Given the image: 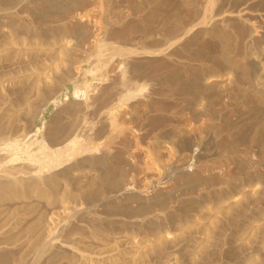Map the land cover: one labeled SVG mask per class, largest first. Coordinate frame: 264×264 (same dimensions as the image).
I'll return each mask as SVG.
<instances>
[{
	"label": "rangeland",
	"instance_id": "rangeland-1",
	"mask_svg": "<svg viewBox=\"0 0 264 264\" xmlns=\"http://www.w3.org/2000/svg\"><path fill=\"white\" fill-rule=\"evenodd\" d=\"M104 22L156 54L98 56ZM0 96V181H41L0 200V264H264V0H0Z\"/></svg>",
	"mask_w": 264,
	"mask_h": 264
},
{
	"label": "bare ground",
	"instance_id": "bare-ground-1",
	"mask_svg": "<svg viewBox=\"0 0 264 264\" xmlns=\"http://www.w3.org/2000/svg\"><path fill=\"white\" fill-rule=\"evenodd\" d=\"M83 4V3H82ZM83 12V11H82ZM81 14H78V16H80ZM202 22H203V20H202ZM205 22V21H204ZM89 23V22H88ZM119 25V24H118ZM109 26H107L106 27V23L104 22V25H103V31L105 30L106 31V33H105V31H104V33H105V35L104 36H102L101 38H99V39H96L95 40V45L96 46H94V47H96V49H97V53H98V56H101L100 55V51H102V50H109L108 52H110V51H112V50H118V53H122V54H124V53H127L126 54V56L127 57H120L119 58V60L117 61L118 63L119 62H122V61H125L128 57H130L131 55L132 56H137V57H140V56H142L141 58H143L144 56H150V55H154V54H156V51H152V50H147V49H145L143 46H139V42H138V44H135V47H131V45H129V44H131L129 41H128V39L127 38H129V36H130V34H132V33H134L136 30H134V26H132V25H121L120 27H118V28H116L115 26V28H108ZM42 32V31H41ZM15 33V32H14ZM86 33H87V31H86ZM55 34L57 35V39L56 40H58V41H60V42H56V43H59V44H62V42H64V43H67V44H70L71 43V39L69 38V35H62L59 31H55ZM89 34V33H88ZM38 35V34H37ZM60 36V37H59ZM139 36V35H138ZM6 37V36H5ZM138 38V37H137ZM35 39V38H34ZM49 39V38H48ZM181 39L182 38H178V39H176L175 41H173V42H171L170 44H169V46L170 45H173V44H175V43H177V42H179V41H181ZM6 40H9V39H7L6 38ZM31 41V40H30ZM139 41V40H138ZM7 42V41H6ZM33 42V41H32ZM46 42V41H45ZM42 43V42H41ZM53 43H55V42H53ZM137 43V42H136ZM54 45V44H53ZM65 46V45H64ZM51 47V46H50ZM61 47V46H60ZM63 51H67V45H66V47L63 49ZM63 53H65V52H63ZM103 54V53H102ZM104 55H105V52H104ZM130 55V56H129ZM104 60V58L103 59H101V57H98L97 59H96V61H95V63H96V65H100V63L102 62ZM125 63V62H124ZM77 69H78V67L77 66H75L73 69L71 68L69 71H63L58 77H54L55 79H54V82H55V84H56V87H55V90L57 91V90H59V89H61L63 86H64V84H66L67 82H69V81H72V80H74L75 79V76H76V71H77ZM79 70V69H78ZM124 74V71H121V76ZM172 75V74H171ZM171 75H169L170 76V79H173L172 77H171ZM124 77H122L121 79H122V81L124 80L123 79ZM124 87V86H123ZM122 87V88H123ZM27 89V88H26ZM26 89H25V91H23V93L24 94H26L27 92H26ZM122 90V89H121ZM42 93V90L40 91V94ZM122 93V92H121ZM51 95H53V94H51ZM3 96H5V95H3ZM3 96H0V98H2ZM21 96H23V95H21ZM46 96V95H45ZM17 98H22V97H19V94H18V96H16ZM25 96H23V98H24ZM16 98V99H17ZM79 99V98H78ZM122 99L123 100H126L127 99V92H125L124 94H123V96H122ZM23 100V99H22ZM17 101V100H16ZM20 102V104H21V99L19 100ZM25 101V100H24ZM122 102H124V101H122ZM18 103V102H17ZM24 103H26V102H24ZM78 103V105L80 104V103H82V102H77ZM125 104V103H124ZM120 106V105H119ZM122 106V105H121ZM118 108V107H117ZM116 108V109H117ZM77 110V109H76ZM126 111L125 110H120L118 113H117V115L115 116L114 115V117H112V118H110V120H109V124H108V129L110 130V132H111V135L114 137V135H116V134H122L123 132H124V129H125V126H126V124L127 123H125L124 122V120L122 119V117L124 116V113H125ZM57 112L56 113H53V115H52V117H51V119L49 120V121H46L45 122V125H49V124H52L53 122H55L56 121V118H57ZM109 118H107V119H109ZM2 119V118H1ZM58 121V120H57ZM0 123H2V122H0ZM11 123V122H10ZM56 123V122H55ZM54 123V124H55ZM15 124V123H14ZM57 124V123H56ZM104 124H105V122H104ZM106 124H107V121H106ZM123 126V127H121V126ZM8 126V125H7ZM52 126V125H51ZM50 126V127H51ZM2 127V126H1ZM45 127H47V126H45ZM37 128V127H36ZM48 128H49V126H48ZM48 128H46L47 130H48ZM52 128V127H51ZM106 129H107V126H106ZM30 131V130H29ZM39 131H40V129H39ZM49 132V131H48ZM41 133V132H40ZM44 133V132H43ZM43 133H41L42 135H43ZM41 135V136H42ZM44 135H45V133H44ZM110 135V136H111ZM44 137V136H43ZM116 137V136H115ZM48 138V137H47ZM56 139V138H55ZM55 139H47L48 141L50 140V146L48 145L47 146V143L45 144L47 147H45L44 146V148H46V149H48L51 153H52V155L54 156V162L57 164V162L58 163H60V162H62V160L64 159V156H62L61 155V148L62 147H64V148H66V146H59V147H57V146H55V142H57ZM112 138L111 137H109L108 138V140L105 142V145H104V147L102 148V151H103V153L102 154H104L105 153V151L109 148V147H111V140ZM78 140H77V138H75V139H72V140H70L69 141V143H68V145H69V149H71V154L73 153V155H75V156H78V155H81V154H83V153H87V154H90L91 155V153H93V151H94V149L95 148H97L96 147V145H95V143H91L90 145L89 144H78V142H77ZM115 142V141H114ZM61 147V148H60ZM68 149V148H67ZM47 150V151H48ZM40 152H41V150H39ZM122 152V151H121ZM44 153V152H43ZM39 155V154H38ZM93 156V155H92ZM120 156V157H119ZM119 156H117L118 157V159H117V161H119V163H121V164H124V165H130L129 164V162H130V156L128 155V154H122V153H120V155ZM62 157H63V159H62ZM62 159V160H61ZM150 159H151V157H150ZM61 160V161H60ZM154 160V159H153ZM45 161V160H44ZM49 161V160H48ZM60 161V162H59ZM150 161V160H149ZM49 162H51V161H49ZM51 163V164H47V165H45V166H47V168H49V167H53V165H56L55 163ZM151 162V161H150ZM46 163V162H45ZM152 163V162H151ZM126 172V171H125ZM125 174H128L127 172L125 173ZM124 177H126V176H124ZM123 177V178H124ZM40 179L39 178H29L28 177V179H26V180H23V179H19V178H16V177H14V178H12V179H8V180H1L0 181V200L3 198V197H5V198H7V197H17L18 196V193L21 191L20 189L21 188H27V189H32L33 187H38L39 186V184H40ZM45 183H46V185H47V188H49V190L51 191L52 190V193H53V189H54V183H53V181L51 180V179H46V181H45ZM41 196H44L46 193H44V191H41V193H39ZM53 195H56V193H55V191H54V193H53ZM47 196V195H46ZM55 198H57V196H54ZM37 223V222H36ZM35 225V224H34ZM29 226V225H28ZM32 228V227H31ZM33 229V228H32ZM28 231V230H27ZM29 232V231H28ZM49 235V234H48ZM37 237H39V236H37ZM48 237V236H47ZM35 239H36V237H35ZM40 239V238H39ZM43 239V238H42ZM41 239V240H42ZM38 240V239H37ZM37 240H36V242H32L33 243V246H34V248L35 247H37V245H39V243H40V241H38L37 242ZM44 241H46L47 242V239L45 238V239H43ZM49 242V241H48ZM41 243H42V241H41ZM41 245V244H40ZM39 247V246H38ZM20 261V260H19ZM17 262L16 264H20L21 262Z\"/></svg>",
	"mask_w": 264,
	"mask_h": 264
}]
</instances>
